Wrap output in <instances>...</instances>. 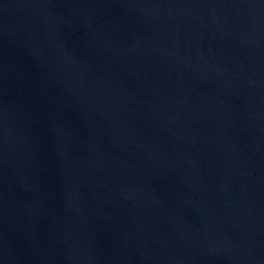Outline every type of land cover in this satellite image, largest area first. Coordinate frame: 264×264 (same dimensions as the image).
<instances>
[{"label":"water","instance_id":"95a60500","mask_svg":"<svg viewBox=\"0 0 264 264\" xmlns=\"http://www.w3.org/2000/svg\"><path fill=\"white\" fill-rule=\"evenodd\" d=\"M0 264H264V0H0Z\"/></svg>","mask_w":264,"mask_h":264}]
</instances>
